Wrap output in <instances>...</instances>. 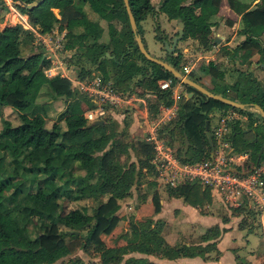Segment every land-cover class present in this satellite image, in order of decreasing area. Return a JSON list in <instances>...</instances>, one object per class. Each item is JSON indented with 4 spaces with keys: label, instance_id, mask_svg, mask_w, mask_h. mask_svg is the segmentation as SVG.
<instances>
[{
    "label": "trees",
    "instance_id": "16d2710c",
    "mask_svg": "<svg viewBox=\"0 0 264 264\" xmlns=\"http://www.w3.org/2000/svg\"><path fill=\"white\" fill-rule=\"evenodd\" d=\"M128 1L136 21L137 33L145 44L141 21L150 12H155V6L150 0ZM82 2L78 4L75 0H43L32 8H23L17 2L16 5L28 15L30 23L40 31H50L56 25L59 29H64L67 36L65 47H83V56L101 72L105 79L111 76L110 69L113 68L115 74L112 84L118 90H130L131 81L136 75L148 76L144 82L158 93L159 88L156 84L158 79L168 77L176 79L171 72L148 60L140 52L123 0H82ZM85 3L98 15L96 20L88 17L83 6ZM220 3L221 0H192L188 3L186 0H161L159 10L170 19H181L184 22L183 37L195 35L202 44L209 45L211 27L216 22L210 21L201 8L218 9ZM227 4L240 15L241 26L238 34L243 36L229 54L234 58L239 57L240 62L245 63L253 54L258 53L259 63L264 62V41L253 32L257 27L264 28V0H227ZM4 7L3 1L0 0V11ZM54 8L58 10L59 17L54 12ZM100 18L107 22V40L101 39L103 28L98 21ZM115 19L120 20L123 26L117 28L113 22ZM21 27L18 24L0 27V152L2 153L0 162L5 155L9 157L8 162L13 165L12 171L5 176L6 182L0 181V264H43L42 259L46 250L41 242V235L31 234L21 216L23 214L29 216L38 214L42 217L52 215L60 205L56 201L62 193L78 200L87 197L99 199L105 194L114 196L124 192L146 171L153 172V165L150 162L152 147L141 135V141L138 143L141 163L137 167L132 161L125 164L121 160V154L127 152L129 144L108 132L107 119L102 124L87 122L81 114L82 109H79L77 96L80 93L70 86V81L67 78L46 76L44 68L49 61L41 52L31 53L28 56L21 54L22 39L24 40L31 33L26 32L21 37L23 32ZM106 51L114 54L115 57H102ZM136 54L138 58L135 57ZM137 59H140V62ZM165 60L177 69L181 68L179 54L167 55ZM203 71L209 75L213 86H205L196 77L192 79L214 93L246 104L258 103L264 109V90L260 88V82L256 77L247 78L250 84L248 88H254L252 93L246 90L247 87L242 86L243 79H236L230 84L222 83L225 72L214 60H210L207 66L203 67ZM89 72L88 68L83 74H78L91 75ZM190 75L193 77V74ZM239 75L243 73L240 71ZM44 86L49 88L53 96H63L66 101L64 109L58 112L56 120L50 127L46 126L41 114L29 115L18 109L26 102L33 103ZM187 87L190 92L193 91V94L181 98L178 114L173 119L188 142L184 154L189 155L184 157L180 155L183 159L200 160L209 155L210 145L205 134V122L208 120L210 124V114L218 110L223 112L225 108H233L245 113L248 119L246 126H241L240 120H236L232 124L231 132L235 149L249 153L247 168L264 159V118L258 112H247L244 108L234 107L208 97L189 85ZM229 88L237 93L236 96L227 94ZM159 96L164 102L170 100L168 91L159 93ZM6 105L12 107L16 120L12 121L4 116L3 106ZM261 147H263L262 152L258 154ZM178 154H181L180 150ZM144 155L146 157L142 158ZM75 167L83 170V173L75 175L73 173ZM61 171L68 175L65 180L67 193L62 191V185L55 181ZM21 172L33 173L32 177H39L42 183H39L36 189L25 190L26 188L20 186ZM14 176L18 179L17 182ZM70 182L74 183L73 187L68 185ZM166 186L169 194L182 196L193 206H202L206 202L207 188L199 182L185 181L176 186ZM20 192L22 200H29L30 204L21 201L13 205L8 203V197L14 198ZM152 203L153 211L158 212L160 202L156 192L152 193ZM104 207V204L98 206L94 214H88L81 208L69 210L68 225L74 233V240L71 243L64 241L56 232L46 227L45 232L41 234L46 236L50 243L47 249L49 261L52 263L57 261L71 253L77 246L86 249L88 245L94 243L93 240L96 242L94 244L97 251L100 252V264H157L146 257L129 256L124 259V255L131 251L150 253L159 250L169 257L196 253L203 255L213 246L212 243H207L205 246H169L160 234L163 221L154 220L150 216L142 220L143 233L139 238L127 239L125 231L120 234V238L126 239L123 246H104L97 237V230L101 235L107 229L108 232L111 229L113 231L117 225L116 217H106L102 213ZM233 209L237 213L243 212L256 217L255 212L246 202ZM92 217L95 221L94 225H90ZM83 228L88 229L84 237L81 232L76 233ZM213 229L216 233L217 228L213 227L211 230ZM203 237L207 238L208 235L204 234Z\"/></svg>",
    "mask_w": 264,
    "mask_h": 264
},
{
    "label": "rangeland",
    "instance_id": "374dc122",
    "mask_svg": "<svg viewBox=\"0 0 264 264\" xmlns=\"http://www.w3.org/2000/svg\"><path fill=\"white\" fill-rule=\"evenodd\" d=\"M2 1L5 7L0 11V16L2 15V17L0 18V27L5 25L17 24L15 17H12V14L8 12L9 10L8 2L10 0H2ZM150 1L151 3L153 1L155 6L157 7H159L161 3V0H150ZM189 1L192 0H186L187 3ZM75 2L78 4L83 3L82 0H75ZM228 7L229 6L227 4V0H221L218 9H214L212 7L201 8V11L204 13V15L209 17L210 21L216 22V24L213 25V27H211L212 31L209 34V45L202 44L195 35H190L187 37L182 36V38L178 40L176 47L172 53V54H179V64L181 68H178V70H180L184 75H187L191 78L196 77L201 82L203 81L205 84L211 86L213 82L210 80L209 75H206L204 73L203 67L207 66L210 60H214L215 62H218L219 67L223 68L225 72V78L223 79L224 81L234 82L235 79H243L244 81L242 80L243 83L242 86L247 87L246 90L253 93L254 88L253 87L248 88L250 84L247 82V78L250 76L252 77L254 76L259 80L260 88L264 90V64H263L264 62L259 63L258 61L260 57L259 54L255 53L245 63H241L239 57L234 58L229 54L230 50L236 45L235 42L232 41L230 45L227 44L224 45V40H230L232 38V35L234 36V33L238 34V29L241 26L240 15L234 12L231 8L230 10L227 9ZM57 11L58 10L55 8L54 12ZM93 13L97 15L95 12ZM91 14L92 12L89 11L87 13L88 17L92 18ZM178 20L179 19L171 20L170 18L167 17V15L164 12L156 11V14L154 12L153 13L150 12L148 14L145 24L144 22H141V26L144 25L145 27L143 28V38L146 44V48L148 49L150 54L162 58L164 60L167 58V55H169L168 52L165 49L161 48L164 45L163 37L168 41L170 46L172 44L173 37L178 34V28H179ZM98 21L100 22L103 28L101 39L107 40L108 39L107 22L101 18ZM113 22L115 23V26H117V28L123 26V23L120 20L115 19L113 20ZM30 25L31 26L29 27V30L27 27L26 30L25 26L21 27L23 31L20 35L21 37L23 36L24 33L31 32L29 33V35H27V37L24 40L22 39L21 54L23 56L31 55V53L37 54L38 52L39 53L43 52V47L38 41L41 39L38 35H35L33 31V27L34 28L36 27L33 26L31 23ZM145 29L147 31L144 37ZM64 31H65L64 29L61 30L56 25L50 31H47V34L51 35L53 40L62 39V42L65 43L66 46L67 36H66V31L65 33ZM253 32L259 35L261 40L264 41L263 27H257L254 29ZM62 34L64 35L62 37H59ZM242 38L243 36L240 35V40ZM238 39L239 37L236 38V41ZM82 50L83 47H76V48L65 47L63 49L61 54L63 60L65 61V65H67L70 69L69 73H72V71L74 72L76 71L78 73L83 74L84 72H86V69L89 68L90 70L89 74L92 75L93 73H96L103 76L100 71L96 70L91 65V63L87 61V59L83 56ZM137 56L138 55L136 54L135 57L138 58ZM137 61L140 62V59H137ZM186 66L192 68L193 70L186 73L184 70L185 69L184 67ZM82 67L84 69H81ZM110 70H111V76H109V78H106V80H109L112 83V80H114L115 73L113 72V68H111ZM240 71L243 73V75H239ZM190 74H193V77ZM147 78L148 76H142V75L134 76L131 81L130 90L133 91L135 87L139 89L150 88L144 82V80H147ZM174 82L177 85V88L180 90V96L178 99V102L180 103V101L183 99L184 96H190L188 94L190 93V91L189 88L187 87V84L181 82L180 79L176 78ZM39 97L41 98L40 102L42 105H47L48 104L47 99L49 98L54 99L51 105H55L58 103V101H61L60 99H58L59 97L57 98L52 95L51 91L47 86L43 87ZM77 100L79 101L80 104L79 109H82V106L85 107L88 104L86 98L84 99V97L81 94L80 95L78 94ZM154 108H155V112L153 117L157 116L159 113L155 103H154ZM244 110L247 112L248 111H252L256 113L258 112L251 104H247ZM8 112L10 113L6 115L5 111H3L4 116L10 118V120L12 121L16 120L14 111H8ZM225 112L226 114L229 113L231 115V117L229 118L231 126L236 120H240L241 126H246L248 119L246 118L245 113L239 112L238 110H235L233 108H225L223 113ZM135 118L136 117L132 113H128L127 110L124 111L123 108L122 109L120 108L116 110V113L114 115L108 116L106 119L108 121L107 122L108 132L113 133L120 141L129 144V147L127 148L128 149L127 152L121 154V160L124 161L125 164L132 161V163H134V165H136L137 167L141 163L140 162L141 155L138 151V143L141 141L140 139L141 133H139L140 121L138 120V118L136 119ZM240 118H244V119L241 120ZM111 130L114 131L111 132ZM160 130L164 139L172 143V145L176 148V150H178V152L180 150L181 154L179 155L183 157L189 155V154H184V152L187 149L188 142L186 140V137H184V135L179 131L175 120L172 119L169 122L166 123L164 122L163 124L160 125ZM0 154L2 153L0 152ZM145 157L146 155H144L142 158ZM8 158L9 157L4 155L3 161L0 162L1 182L4 181L6 182L5 176L9 175V173L12 171L13 168V165L10 162H8ZM31 174H27L25 172H21L19 174V177L21 178L20 186H23L24 189L26 188L25 190H32V188L36 189L37 185L39 183L40 184L42 183V180L38 179L39 177L38 178L32 177ZM63 175H61L59 172L57 174L55 181L57 184H61L63 187L62 191L67 193L65 180L68 175H66L65 177ZM140 177H141L139 178L140 181L138 179L137 181L141 183L138 182L136 186H132L131 188L127 189V190L133 189L132 193H130L131 195L128 194L130 195V197L129 196L127 197L124 192L118 195L117 198L120 201L118 206H114V207L111 206V204L109 203V199H110L109 195H105L104 197L99 199L88 197L79 200H74L71 199L67 194L62 193L60 198L56 201L57 203L59 202L58 204L60 205L57 206L58 208V209L56 208L57 211L52 215L47 217L46 216L42 217L38 214H34L31 216L23 214L21 216V219L23 220V222L26 223L28 231L31 234L40 233L41 235L40 236L41 242L44 245V249L46 250L45 254L43 255L42 263L43 264H100V252L97 251L94 244L96 242L94 240H93L94 243L88 245L86 249L77 246V248H75L71 253L59 258L57 261L53 263L49 261V255L47 253V249L49 248L50 243L47 241L48 238L46 236L44 237L41 233L45 232V228L48 227L50 228L51 231L56 232L58 236H61L64 239V241L71 243L74 240V233L71 227L68 225L67 215L69 210L72 208H81L84 211H86L88 214H94L97 211L98 206H100V204L104 202L105 207L104 209H102L103 210L102 213L105 214V216L107 217L109 216L110 218L116 217L118 219V223H117L118 225L114 228L113 231L108 232L107 229L106 232L101 235L99 230H97L96 232L97 237H99L100 242L101 241L103 242L101 243L104 246H112V245L123 246L125 243V239L123 240L122 238H120V234L126 231L127 232L126 238L129 236V238L127 239H130V237H133L132 234H134L135 230H138L136 229L138 224L135 223L138 220V218H136L135 215V209H136L135 206L137 205V201L135 200V196H136L135 189L137 188V186H140L141 189L145 188L151 191H153L155 187L162 190L163 192L167 191L166 190L167 186L163 184V182L159 181L160 179L157 180L151 172L146 171ZM60 178L62 180H59ZM14 180L15 182H17L18 179H16V176H14ZM142 183L143 185H141ZM9 190L12 191V189ZM21 196L22 193L20 192L14 198L8 197L9 199L8 203L12 205L16 204L19 201L23 203H29V200L26 201L22 200ZM220 205L222 210H226L224 208L225 204L224 205L220 204ZM141 212H142V218L150 216V209L146 206L142 208ZM93 220L94 219L92 217L90 225H94L95 221ZM110 226H113V224H110ZM130 229H133V231H131ZM87 230H88L87 228H83L81 230H77L76 233L81 232L82 236L84 237L88 233ZM130 231L132 234L130 233ZM245 262L247 264H253L252 261L245 260ZM238 264H240V261H238Z\"/></svg>",
    "mask_w": 264,
    "mask_h": 264
},
{
    "label": "built area",
    "instance_id": "2783aa9c",
    "mask_svg": "<svg viewBox=\"0 0 264 264\" xmlns=\"http://www.w3.org/2000/svg\"><path fill=\"white\" fill-rule=\"evenodd\" d=\"M8 4V12L15 17L17 24L30 27L28 15L16 5V2L10 0ZM55 13L59 17L58 12ZM33 31L41 39L38 41L43 47L41 52L43 57L49 61L44 68L45 75L67 78L70 86L87 98L88 104L82 107L81 111L87 122L98 119H104L105 122L108 116L114 115L120 108L138 118L143 129L141 133L146 136L141 135L152 147L151 173L157 180L160 179L159 181L168 186H176L185 181L199 182L207 190L217 194L226 206L239 207L246 202L255 215L263 219L264 162L247 168L249 153L235 149L231 139L229 113L221 112L212 126L213 148H210L209 155L200 160H185L160 134V125L174 119L180 108L178 102L180 90L171 77L156 81L160 94L170 92V100L167 102L151 88L118 90L100 74L80 76L76 71L69 73L70 69L65 65L61 54L65 48L62 39L53 40L47 32L42 33L34 27ZM184 68L186 73L193 70L187 66ZM154 103L159 111L155 117Z\"/></svg>",
    "mask_w": 264,
    "mask_h": 264
},
{
    "label": "crops",
    "instance_id": "0c3cea01",
    "mask_svg": "<svg viewBox=\"0 0 264 264\" xmlns=\"http://www.w3.org/2000/svg\"><path fill=\"white\" fill-rule=\"evenodd\" d=\"M152 4L155 6L153 1ZM84 9L86 13L91 11V9L88 8L87 4L84 5ZM227 9L230 10V7H228ZM156 11H160L159 7L157 6H155V14ZM91 12L92 19L96 20V15L93 13V11ZM147 17L141 22H144L145 24ZM19 25L21 26V24ZM142 27L145 28L144 25H142ZM27 28L29 30V27ZM146 31L147 30L145 29L144 37ZM237 37H239V39L236 41ZM232 41L237 44L240 41V35L234 33V36L232 35V38L230 40H224V45H230ZM161 48H163V46ZM222 83L230 84L232 82H226L223 80ZM205 86L209 87V85L207 84H205ZM42 89L43 88L40 89L33 103L26 102L27 104L24 103L23 106L18 109L22 112L28 113L29 115L41 114L42 119L46 123V126L50 127L53 121L56 120L57 113L64 109L66 102L61 96L59 98L57 97L61 101H58V103L55 105H51L54 100L53 98L47 99V105H42L40 102L41 98L39 97ZM227 94L230 96H236L237 93L232 88H229L227 89ZM3 111H5L6 115H8L10 113L8 111H13V109L11 106L6 105L3 106ZM220 113L221 112H219L218 110L210 114V132H212V126L213 124H215V119H217V116ZM240 119L243 120L244 118ZM62 126H64V121H62ZM142 130L143 129L140 127L139 133H141ZM141 134L144 135L143 133ZM262 162H264V159L262 160ZM63 172L64 171H61L60 173L63 175ZM73 172L76 173L75 175H79L83 173V170L75 167ZM63 176L65 177L66 174L64 173ZM59 180L62 179L60 178ZM68 185L70 187H73L74 183L70 182ZM136 185L137 181L125 189L124 193L127 197H130V193H132L133 190L127 189ZM141 185H143V183ZM154 192H156L159 197L160 210L158 212L153 211L152 193ZM165 192L158 189L157 187H155L154 190L151 191L145 188L141 189L140 186H137V188L135 189V200L137 201V205L135 206V215L138 220L134 222L138 224L136 228L138 230H135L134 234H132L131 231H133V229H130V233L133 235V237L130 238H139L143 233L142 220L149 216L142 218L141 210L146 206L150 209V217H152L154 220L161 219L163 221V227L161 228L160 234L164 238V241L167 245L205 246L207 243H212L213 246L205 251L203 255L201 253H196L194 255H178L169 257L165 255L161 250H159L158 252L150 253L131 251L124 255V259L129 256L146 257L148 260L157 264H238V261H240V264H247L245 260L252 261L253 264H264V217L261 220L259 217H256L255 219V217L246 215L243 212L237 213L234 211V207L232 208L224 205L220 201L218 195L209 190H207L206 192V202L203 203L202 206H193L187 203L182 196H174L169 194L167 191ZM105 195H103L102 197H104ZM118 195H109V203L111 204V206L114 207L119 205L120 201L117 198ZM102 204L105 203L103 202L100 205ZM220 204H223L226 210H222ZM116 223H118V219ZM213 227L217 228L216 233L214 229L211 230ZM110 231H112V229ZM204 234L208 235V237L204 238ZM127 238H129V236Z\"/></svg>",
    "mask_w": 264,
    "mask_h": 264
},
{
    "label": "water",
    "instance_id": "95a60500",
    "mask_svg": "<svg viewBox=\"0 0 264 264\" xmlns=\"http://www.w3.org/2000/svg\"><path fill=\"white\" fill-rule=\"evenodd\" d=\"M14 1L17 2L18 4H20L21 7H23V8H32L33 6L38 5L43 0H33L31 2H24L23 0H14ZM123 1L125 4V7H126V11L128 14V18H129L131 28H132L133 32L135 33L134 38L136 40L137 46H138L140 52L148 60L156 62L157 64L162 66L165 70L171 72L176 78L180 79L181 82H183L184 84L192 86L193 88L202 92L203 94H205L208 97L218 99L224 103H227L229 105H232V106L238 107V108H245L247 106L246 103L237 101L235 99H232L228 96H224V95L219 94V93L212 92L211 90H209L207 87H205L201 83L197 82L196 80L192 79L191 77H189L187 75H184L180 70H178L176 67H174L172 64H170L168 61L150 54V52L148 51V49L146 48V46L142 40V37L140 36V34L137 33V25H136V21H135L134 15L132 13V10L130 8L129 1L128 0H123ZM178 26H179L178 34L173 37L172 44L170 46H169L168 41L163 37V44H164L163 48L168 52L169 55H171L173 53L178 40H180L182 38L183 33H184V22L181 19L178 20ZM102 57H115V55L110 54L109 51H106L102 55ZM191 94H192V92L189 93V95H191ZM251 105L264 118V109L258 103H252ZM92 123L93 124H102V123H104V119H98V120L93 121ZM205 134L207 136L210 148H213V141H212L211 132L209 130V121L208 120H206V122H205ZM144 136H146V134H144ZM262 149H263V147H261L258 154H260L262 152Z\"/></svg>",
    "mask_w": 264,
    "mask_h": 264
},
{
    "label": "bare ground",
    "instance_id": "6f19581e",
    "mask_svg": "<svg viewBox=\"0 0 264 264\" xmlns=\"http://www.w3.org/2000/svg\"><path fill=\"white\" fill-rule=\"evenodd\" d=\"M21 26L24 27V24H22ZM25 28H26V27H25ZM26 30H27V28H26Z\"/></svg>",
    "mask_w": 264,
    "mask_h": 264
},
{
    "label": "flooded vegetation",
    "instance_id": "af4514ba",
    "mask_svg": "<svg viewBox=\"0 0 264 264\" xmlns=\"http://www.w3.org/2000/svg\"><path fill=\"white\" fill-rule=\"evenodd\" d=\"M162 40V39H161Z\"/></svg>",
    "mask_w": 264,
    "mask_h": 264
}]
</instances>
